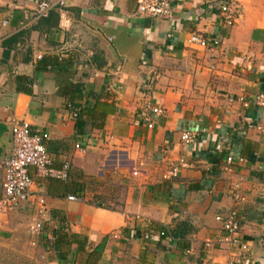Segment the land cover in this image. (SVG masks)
I'll return each instance as SVG.
<instances>
[{
    "label": "crops",
    "instance_id": "0c3cea01",
    "mask_svg": "<svg viewBox=\"0 0 264 264\" xmlns=\"http://www.w3.org/2000/svg\"><path fill=\"white\" fill-rule=\"evenodd\" d=\"M40 1L0 0V161L13 150L11 125L25 121L49 134L54 167L70 170L56 180L29 169L32 198L0 214V252L12 256L0 260L62 264L53 243L63 230L87 241L79 260L95 251L97 264H136L142 252L153 264H225L237 250L218 243L215 218L234 212L250 246L241 264H264V109L255 105L264 94V0L233 1L231 26L226 0H169L168 18L140 15L136 0H46L64 6L37 20ZM192 33L219 45L190 46ZM37 57L51 66L38 69ZM147 100L163 114L148 115ZM93 108L78 133L71 113ZM184 132L195 141L185 144ZM3 178L0 170V197ZM34 221L42 230L33 235ZM180 223L182 237L155 230Z\"/></svg>",
    "mask_w": 264,
    "mask_h": 264
},
{
    "label": "built area",
    "instance_id": "2783aa9c",
    "mask_svg": "<svg viewBox=\"0 0 264 264\" xmlns=\"http://www.w3.org/2000/svg\"><path fill=\"white\" fill-rule=\"evenodd\" d=\"M235 0H226L220 7L221 13L225 16V22L228 26L233 23L232 16L229 10L230 4ZM137 12L150 18H168L170 17L172 6L169 0H136ZM57 6L62 8L63 1L54 4L46 0L40 1L36 4L34 9V17L37 20L47 19L50 14L56 10ZM190 46H195L202 49L216 48L219 45L217 39L208 40L201 34L192 33L188 39ZM38 60L41 57H37ZM255 105L264 109V94L255 97ZM144 111L150 115L160 116L163 114L162 109L152 104L150 100L144 102ZM77 113H71L72 118H76ZM152 125L149 124L148 128ZM11 140L13 150L8 158L0 161V170L4 173L2 182V196L0 197V214H7L15 210L19 205L28 203L32 198L30 187L32 184L29 175V169H34L36 175L41 178L66 180L70 170V164L65 162L59 168L54 167L46 147V141L49 139L48 133L35 134L31 132L30 125L25 121H15L10 128ZM196 135L190 132L181 134V140L185 144H191L195 141ZM84 156V153H80ZM237 162H243V159H237ZM233 158L226 159L225 170L233 164ZM181 166H185L182 162ZM178 174V167H174L167 174L164 175L165 180L175 178ZM239 185L234 186V200L240 199ZM37 214L41 217L45 215V201L42 196L36 199ZM67 200L73 201L75 197H68ZM215 220L220 223L223 232V237L218 243L227 244L237 250L233 254L234 258L227 261L225 264H241L242 257L249 252L250 246L242 241L239 236V226L235 218V213L231 212L227 216H216ZM42 222L34 221L30 225V234H38L42 229ZM161 235H163L161 233ZM216 243V244H218ZM213 243L209 240L204 242L205 248H211Z\"/></svg>",
    "mask_w": 264,
    "mask_h": 264
},
{
    "label": "trees",
    "instance_id": "16d2710c",
    "mask_svg": "<svg viewBox=\"0 0 264 264\" xmlns=\"http://www.w3.org/2000/svg\"><path fill=\"white\" fill-rule=\"evenodd\" d=\"M52 14V13H51ZM50 14V16H51ZM49 16V17H50ZM48 17V18H49ZM46 58L42 57L38 64V69L40 70H45L47 66H51V62H46ZM30 82V81H29ZM25 91V90H22ZM94 117V108L93 109H80L77 112L76 115V131L79 133L81 132V128L83 127L84 123L81 121V118H84L86 121L87 119L92 120ZM92 126L95 127L93 124ZM97 128H102V123L96 125ZM184 224H177L176 229L174 230H165L164 228L161 227H156V231H159V234L162 233L163 235L159 236L160 238H178L182 237L179 234V231H182ZM182 229V230H181ZM184 234V232H183ZM54 243L53 247L56 251L57 258L62 262V264H97L96 259L98 257V253L91 252L89 254H86L82 260H79L78 256L80 254H84L86 251L87 247V241L83 239L82 237L74 234H67L63 230L61 231H56L55 236H54ZM147 253L142 252L140 255L139 260L137 261L136 264H153V263H148L147 262ZM82 257H80L81 259ZM5 263L6 260L3 259ZM1 264V263H0ZM7 264H13V263H7Z\"/></svg>",
    "mask_w": 264,
    "mask_h": 264
},
{
    "label": "rangeland",
    "instance_id": "374dc122",
    "mask_svg": "<svg viewBox=\"0 0 264 264\" xmlns=\"http://www.w3.org/2000/svg\"><path fill=\"white\" fill-rule=\"evenodd\" d=\"M4 243H5V242H4ZM11 246H12V245H11ZM9 250H10V249H9ZM9 250H8V251H9ZM9 253H10V252H9ZM7 254H8V253H6V252H5V253L0 252V258H4V257H5V258H6V257H7V258H12L11 255H7ZM15 254H17V252H16ZM5 260H7V261H6L7 263H10V262H11V261H10L11 259H5ZM16 261H17V259H13V260H12V262H16ZM0 263H1V264H7V263L4 262L3 259L0 260ZM13 264H14V263H13Z\"/></svg>",
    "mask_w": 264,
    "mask_h": 264
}]
</instances>
